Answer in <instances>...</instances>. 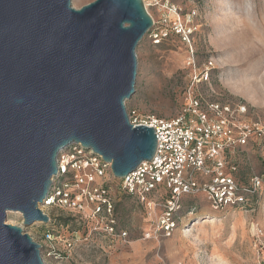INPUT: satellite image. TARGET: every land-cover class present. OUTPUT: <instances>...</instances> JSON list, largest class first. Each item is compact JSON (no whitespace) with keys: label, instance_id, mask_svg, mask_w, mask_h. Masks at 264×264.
Listing matches in <instances>:
<instances>
[{"label":"water","instance_id":"1","mask_svg":"<svg viewBox=\"0 0 264 264\" xmlns=\"http://www.w3.org/2000/svg\"><path fill=\"white\" fill-rule=\"evenodd\" d=\"M153 24L143 0H0V264H44L37 243L6 223H46L57 153L93 149L120 178L156 148L152 127L130 123L135 49Z\"/></svg>","mask_w":264,"mask_h":264},{"label":"rangeland","instance_id":"2","mask_svg":"<svg viewBox=\"0 0 264 264\" xmlns=\"http://www.w3.org/2000/svg\"><path fill=\"white\" fill-rule=\"evenodd\" d=\"M91 1L71 3L80 8ZM147 10L153 22L166 19L168 36L154 44L147 32L138 42L135 91L125 100L127 112L134 110L137 120L151 114L167 119L178 113L188 81L185 59L192 46L198 64L211 59L215 66L209 82L198 87L203 97L243 104L246 118L264 127V0H158ZM174 20L189 28L188 37L174 32ZM228 161L240 183L249 185L253 176L262 179L249 205L216 211L202 193L185 196L184 219L169 238L143 239V208L122 193H117L115 211L118 228L128 232L129 243L88 234L79 217L61 210L48 212L49 227L62 238L77 230L79 240L69 251L61 241L51 249L41 239L43 224L23 226L19 212H7L5 222L22 227L41 245L45 264H254L260 243L264 245V135L251 136L228 154ZM208 216L213 220L202 222ZM183 228L190 233L182 235Z\"/></svg>","mask_w":264,"mask_h":264},{"label":"built area","instance_id":"3","mask_svg":"<svg viewBox=\"0 0 264 264\" xmlns=\"http://www.w3.org/2000/svg\"><path fill=\"white\" fill-rule=\"evenodd\" d=\"M143 3L148 6L158 4V0ZM162 21H154L148 30L154 44L168 36L166 19ZM172 27L175 33L187 37L190 33L178 20H174ZM185 65L189 70L188 81L174 117L166 119L151 114L137 120L134 110L127 112L131 124L154 129L157 143L151 159L142 160L131 172L116 178L110 162L79 142H70L57 153L56 172L43 202L38 204L48 221L35 222L43 224L41 239L51 249L61 241L65 251H69L79 240L77 230L62 238L49 227L48 212L53 209L79 217L88 226V234L129 243L128 232L118 228L117 193L133 198L143 208L147 227L142 238L149 240L174 234L184 219L185 196L197 197L202 193L209 207L216 211L249 205V198L259 189L262 179L253 176L249 185L240 183L231 174L235 166L229 163L228 154L246 145L251 136L264 135V127L246 118L243 104L207 99L199 92L198 87L209 82L215 67L211 59L198 64L189 46ZM192 209L186 214H192ZM254 264H264L262 243Z\"/></svg>","mask_w":264,"mask_h":264},{"label":"bare ground","instance_id":"4","mask_svg":"<svg viewBox=\"0 0 264 264\" xmlns=\"http://www.w3.org/2000/svg\"><path fill=\"white\" fill-rule=\"evenodd\" d=\"M145 6H147V4L145 3ZM210 218V219H209ZM213 220V217H211V216H208L206 219H204L202 222H210V221H212ZM201 222V220H198L196 223H202ZM184 229V228H183ZM189 228L188 229H184L182 232H181V234L182 235H187V234H189L190 232H189ZM191 231V230H190Z\"/></svg>","mask_w":264,"mask_h":264},{"label":"trees","instance_id":"5","mask_svg":"<svg viewBox=\"0 0 264 264\" xmlns=\"http://www.w3.org/2000/svg\"><path fill=\"white\" fill-rule=\"evenodd\" d=\"M240 182V181H239Z\"/></svg>","mask_w":264,"mask_h":264}]
</instances>
